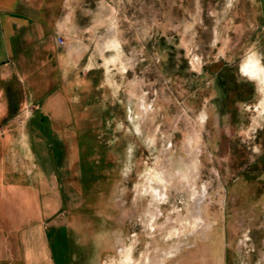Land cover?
I'll return each mask as SVG.
<instances>
[{
	"label": "rangeland",
	"instance_id": "374dc122",
	"mask_svg": "<svg viewBox=\"0 0 264 264\" xmlns=\"http://www.w3.org/2000/svg\"><path fill=\"white\" fill-rule=\"evenodd\" d=\"M50 1L64 46L23 86L10 153L33 189L17 195L40 202L10 248L24 264H264V5Z\"/></svg>",
	"mask_w": 264,
	"mask_h": 264
},
{
	"label": "crops",
	"instance_id": "0c3cea01",
	"mask_svg": "<svg viewBox=\"0 0 264 264\" xmlns=\"http://www.w3.org/2000/svg\"><path fill=\"white\" fill-rule=\"evenodd\" d=\"M51 2L0 0V264H24L22 254L17 256L10 248V235L17 231V243L23 242L25 236L21 234L28 229L33 210H37L33 206H39L40 202L33 198L28 202L17 195L18 190L22 192L23 189L32 195L33 189L29 180L13 171L10 153L16 139L13 131L22 126L16 123V117L22 114L21 106L17 108L15 104L23 99V86L36 79L46 64L54 66L57 63L54 43L62 36L58 34L56 37L55 25L49 23L55 18L49 7ZM259 2L264 5V0ZM27 89L32 92L31 87ZM25 99L31 100V94H27ZM30 150L39 159L36 138L30 140ZM46 175L49 179L54 173ZM44 199L45 204L50 205L48 201L52 200L54 205L52 192L46 193Z\"/></svg>",
	"mask_w": 264,
	"mask_h": 264
},
{
	"label": "bare ground",
	"instance_id": "6f19581e",
	"mask_svg": "<svg viewBox=\"0 0 264 264\" xmlns=\"http://www.w3.org/2000/svg\"><path fill=\"white\" fill-rule=\"evenodd\" d=\"M246 66H247V72H250L251 75L260 78L263 76V71L261 69V66L255 60L250 61ZM128 261H129V257L125 258L124 264H129Z\"/></svg>",
	"mask_w": 264,
	"mask_h": 264
},
{
	"label": "built area",
	"instance_id": "2783aa9c",
	"mask_svg": "<svg viewBox=\"0 0 264 264\" xmlns=\"http://www.w3.org/2000/svg\"><path fill=\"white\" fill-rule=\"evenodd\" d=\"M58 44L60 46H64V41L61 39V37L58 38Z\"/></svg>",
	"mask_w": 264,
	"mask_h": 264
},
{
	"label": "trees",
	"instance_id": "16d2710c",
	"mask_svg": "<svg viewBox=\"0 0 264 264\" xmlns=\"http://www.w3.org/2000/svg\"><path fill=\"white\" fill-rule=\"evenodd\" d=\"M223 87L225 88V84H224V86H223ZM224 88H223V89H224ZM46 155H47V154H46ZM41 156H42L43 162H44V163H46V162H47V161H46V158H47V157H46L45 155H44V156H43V155H41ZM47 156H48V155H47ZM48 173H49V172H48Z\"/></svg>",
	"mask_w": 264,
	"mask_h": 264
}]
</instances>
